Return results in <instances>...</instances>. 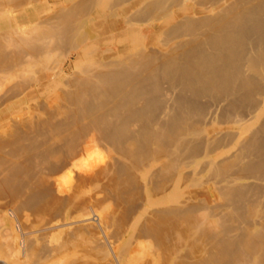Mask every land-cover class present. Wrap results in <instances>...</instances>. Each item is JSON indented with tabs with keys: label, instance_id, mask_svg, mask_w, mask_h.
Returning <instances> with one entry per match:
<instances>
[{
	"label": "bare ground",
	"instance_id": "bare-ground-1",
	"mask_svg": "<svg viewBox=\"0 0 264 264\" xmlns=\"http://www.w3.org/2000/svg\"><path fill=\"white\" fill-rule=\"evenodd\" d=\"M0 264H264V0H0Z\"/></svg>",
	"mask_w": 264,
	"mask_h": 264
},
{
	"label": "rangeland",
	"instance_id": "rangeland-1",
	"mask_svg": "<svg viewBox=\"0 0 264 264\" xmlns=\"http://www.w3.org/2000/svg\"><path fill=\"white\" fill-rule=\"evenodd\" d=\"M62 1L63 0H44V2L51 7L55 6L56 4L61 3Z\"/></svg>",
	"mask_w": 264,
	"mask_h": 264
}]
</instances>
